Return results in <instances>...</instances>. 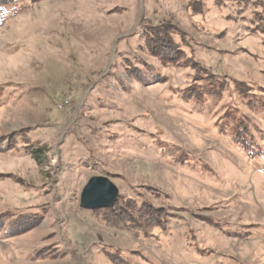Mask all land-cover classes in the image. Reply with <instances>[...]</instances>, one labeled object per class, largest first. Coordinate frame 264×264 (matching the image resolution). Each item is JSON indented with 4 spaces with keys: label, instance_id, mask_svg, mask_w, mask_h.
I'll return each instance as SVG.
<instances>
[{
    "label": "rangeland",
    "instance_id": "obj_1",
    "mask_svg": "<svg viewBox=\"0 0 264 264\" xmlns=\"http://www.w3.org/2000/svg\"><path fill=\"white\" fill-rule=\"evenodd\" d=\"M262 11L264 0L0 10V212L42 214L0 234V264H264ZM160 24L179 59L147 50ZM191 88L200 100L185 97ZM242 127L246 147L232 138ZM93 176L162 209L167 226H105L79 204Z\"/></svg>",
    "mask_w": 264,
    "mask_h": 264
},
{
    "label": "trees",
    "instance_id": "obj_2",
    "mask_svg": "<svg viewBox=\"0 0 264 264\" xmlns=\"http://www.w3.org/2000/svg\"><path fill=\"white\" fill-rule=\"evenodd\" d=\"M14 1L18 0H0V10L4 11L6 6H10ZM256 29L264 33V11L258 12L255 16ZM172 28L164 24L158 25L146 39V48L154 56H158L160 60H175L179 59V47L171 40ZM192 91L186 92L185 97L200 100L201 90L197 91L191 88ZM204 89V88H203ZM255 104V103H254ZM264 105V101L261 102ZM220 131H222L220 129ZM249 132L246 128H238L232 134V138L236 144L241 147H246L245 144L250 143L247 140ZM34 153V152H33ZM37 156V154L35 155ZM99 214L100 220L103 224L114 230H124L137 234L148 235L154 228H165L168 223L166 214L162 209L153 208V206L141 202L117 197L116 201L106 208L94 209ZM38 216V217H37ZM42 214L27 213L20 211V209H6L0 212V234L7 231L8 235H14L19 232L30 229L36 220L40 219ZM149 234V235H150ZM43 251L41 256L53 257L56 253ZM111 259L119 264H122V259L111 256Z\"/></svg>",
    "mask_w": 264,
    "mask_h": 264
},
{
    "label": "water",
    "instance_id": "obj_3",
    "mask_svg": "<svg viewBox=\"0 0 264 264\" xmlns=\"http://www.w3.org/2000/svg\"><path fill=\"white\" fill-rule=\"evenodd\" d=\"M117 187L105 176H93L83 186L79 204L86 210L106 208L118 197Z\"/></svg>",
    "mask_w": 264,
    "mask_h": 264
}]
</instances>
